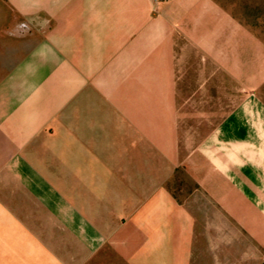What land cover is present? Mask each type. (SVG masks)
I'll use <instances>...</instances> for the list:
<instances>
[{"label":"crops","instance_id":"crops-1","mask_svg":"<svg viewBox=\"0 0 264 264\" xmlns=\"http://www.w3.org/2000/svg\"><path fill=\"white\" fill-rule=\"evenodd\" d=\"M153 10L0 0V264L264 263V98L251 127L185 130L227 86L202 65L252 54L259 90L264 41L218 0Z\"/></svg>","mask_w":264,"mask_h":264},{"label":"rangeland","instance_id":"rangeland-1","mask_svg":"<svg viewBox=\"0 0 264 264\" xmlns=\"http://www.w3.org/2000/svg\"><path fill=\"white\" fill-rule=\"evenodd\" d=\"M163 0H153L154 13L159 11L160 3ZM228 11H230L235 18L244 23L248 28L254 31L258 37L264 41V0H218ZM230 63L235 65H243V68L233 69H217L216 72L211 68L201 67V77L212 75L217 78V82L226 81L227 86H221L218 83L214 93L216 100L211 102L201 101L202 116L199 121L187 122L186 124V137L199 134L201 140L206 139L208 133L216 132L217 134L224 131V127L228 121L232 120L233 127L237 125L252 126L258 123V102L257 100H246L247 95H252L258 91L264 98V85L256 89V86L249 84L250 73L252 68H246L247 64L252 65L253 55L249 53H232ZM204 58H202L203 64ZM248 73L245 75V73ZM192 74V70L190 71ZM241 74V75H240ZM249 75V77H248ZM209 103V104H208ZM210 109V110H209ZM232 110L233 116L228 117ZM204 114V115H203ZM192 121V119H190ZM195 126V133L193 127ZM236 129H234L235 131ZM170 188L176 196L183 200L194 188V183L188 177L187 173L179 168L170 182Z\"/></svg>","mask_w":264,"mask_h":264},{"label":"trees","instance_id":"trees-1","mask_svg":"<svg viewBox=\"0 0 264 264\" xmlns=\"http://www.w3.org/2000/svg\"><path fill=\"white\" fill-rule=\"evenodd\" d=\"M264 264V263H263Z\"/></svg>","mask_w":264,"mask_h":264}]
</instances>
